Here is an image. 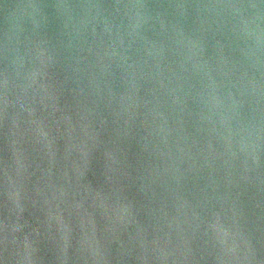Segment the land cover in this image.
<instances>
[{"label": "water", "instance_id": "1", "mask_svg": "<svg viewBox=\"0 0 264 264\" xmlns=\"http://www.w3.org/2000/svg\"><path fill=\"white\" fill-rule=\"evenodd\" d=\"M0 264H264V0H0Z\"/></svg>", "mask_w": 264, "mask_h": 264}]
</instances>
